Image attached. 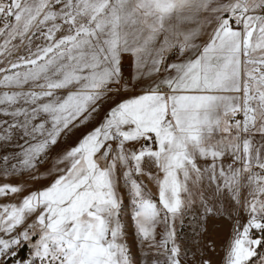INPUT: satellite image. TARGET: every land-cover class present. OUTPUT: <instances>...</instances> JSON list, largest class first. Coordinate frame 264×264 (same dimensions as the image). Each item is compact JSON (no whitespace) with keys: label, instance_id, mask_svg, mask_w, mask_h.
Masks as SVG:
<instances>
[{"label":"snow or ice","instance_id":"obj_1","mask_svg":"<svg viewBox=\"0 0 264 264\" xmlns=\"http://www.w3.org/2000/svg\"><path fill=\"white\" fill-rule=\"evenodd\" d=\"M0 264H264V0H0Z\"/></svg>","mask_w":264,"mask_h":264}]
</instances>
